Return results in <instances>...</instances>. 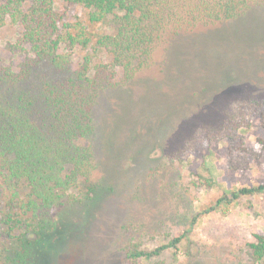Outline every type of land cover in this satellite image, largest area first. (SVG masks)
<instances>
[{"label":"trees","instance_id":"16d2710c","mask_svg":"<svg viewBox=\"0 0 264 264\" xmlns=\"http://www.w3.org/2000/svg\"><path fill=\"white\" fill-rule=\"evenodd\" d=\"M59 2L64 10L82 9V19L66 23ZM255 8H264V0H0V29L16 28L26 52L17 65L0 63V240L11 245L0 250V264H39L44 252L49 256V245L61 242L93 211L105 181H94L96 160L83 142L94 132L93 109L100 94L119 91V112L102 134L106 158L111 150L113 154L116 131L127 124L131 95L125 89L145 76L156 51H165L164 76L158 83L147 79L142 97L163 81L174 92H163L157 104L148 105L144 123L157 120L162 126L194 103L192 95L173 89L186 74V49L203 62L202 49L228 34L226 25ZM213 25L222 27L194 34V28ZM256 36L243 37L238 48H256L262 43ZM65 45L84 51L77 64L71 53L62 51ZM218 47L226 49L222 43ZM10 49L15 53L19 48ZM245 50L240 49L235 61L244 60ZM246 53L251 60L261 57H253L257 52L252 50ZM172 93L179 99L168 104ZM257 107L246 100L233 103L223 126L208 131L206 139L222 141L250 126L248 115ZM146 130L153 132V127L147 124ZM144 149L140 146L133 157ZM261 192L264 185L242 188L231 192V199ZM253 239L248 247L260 261L264 234ZM179 241L176 237L153 252L129 251L128 258L147 259Z\"/></svg>","mask_w":264,"mask_h":264},{"label":"rangeland","instance_id":"374dc122","mask_svg":"<svg viewBox=\"0 0 264 264\" xmlns=\"http://www.w3.org/2000/svg\"><path fill=\"white\" fill-rule=\"evenodd\" d=\"M58 4L66 23L82 19V9L64 10ZM216 27L222 26L193 31L203 35ZM225 27L228 34L202 49L203 62L186 49V74L173 89L192 95L194 103L176 111L162 126L157 120L147 123L153 127L151 133L144 123L148 105L157 104L163 92H174L163 81L142 97L147 79L158 83L164 76L165 51H156L145 76L125 89L131 95L127 124L116 131L113 154L111 150L106 158L102 134L119 112V91L100 94L93 109L94 132L83 143L91 146L96 160L93 179H103L104 188L87 221L49 245V256L44 252L39 264H264V258L253 259L248 247L254 234H264V192L231 199V192L264 185V8L252 9ZM250 35L261 36L262 43L238 48ZM18 37L12 26L0 29V63L17 65L23 60L26 52ZM12 46L21 51L12 53ZM240 49L246 56L235 61ZM250 50L257 52L253 57H261L251 60L246 53ZM62 51L72 54L74 65L84 53L68 45ZM169 96L168 104L179 99L175 93ZM241 100L258 104L248 115L250 126L222 141L207 140L206 133L219 130L229 108ZM140 146L145 149L133 157ZM176 237L180 241L175 247L158 255L128 258L129 251L153 252ZM10 246V240H0V250Z\"/></svg>","mask_w":264,"mask_h":264}]
</instances>
